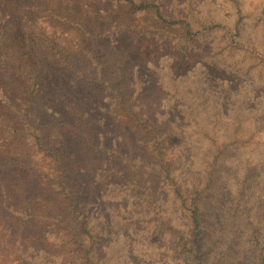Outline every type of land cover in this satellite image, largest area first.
Masks as SVG:
<instances>
[{
    "label": "trees",
    "instance_id": "trees-1",
    "mask_svg": "<svg viewBox=\"0 0 264 264\" xmlns=\"http://www.w3.org/2000/svg\"><path fill=\"white\" fill-rule=\"evenodd\" d=\"M181 1L94 0L79 8L73 0H0V264H264V163L241 157L264 133L260 122L236 110L232 134L218 143L222 114L213 104L205 121L191 119L208 138L203 149L179 134L170 104L152 96L131 55L113 46L102 56L88 46L128 35L136 46L154 40L191 53L218 27L221 57L264 79V23L248 8L257 0H202L201 8ZM16 19L38 31L50 24L47 38L27 41L34 63L12 38ZM55 29L75 32V52L49 38ZM48 58L63 81L55 101L64 114L56 116L41 107ZM182 90L180 111L196 117L189 101L199 90ZM221 195L227 222L218 226ZM101 200L112 201L110 214Z\"/></svg>",
    "mask_w": 264,
    "mask_h": 264
},
{
    "label": "rangeland",
    "instance_id": "rangeland-1",
    "mask_svg": "<svg viewBox=\"0 0 264 264\" xmlns=\"http://www.w3.org/2000/svg\"><path fill=\"white\" fill-rule=\"evenodd\" d=\"M70 1L45 0V2L53 3L54 5H57L60 2L63 6L70 3ZM73 1L75 2V6L79 8H83L87 5L93 6L94 3V0ZM201 1L202 0H194L196 8L202 7L198 5ZM261 1L262 0H257L256 4L248 7L251 19L255 21L256 24L264 23V3H262L260 8L255 11L257 3ZM31 2L33 3L34 1ZM182 2L183 1H181V3ZM213 2L215 3V6L219 5L218 0H213ZM221 8H218V10H221ZM15 23L16 26L13 30L12 38L17 44L25 47L28 60L31 63H34L36 60V54L33 52L32 46H30L27 41H33L34 44H37L34 36H44L42 33L45 32L44 29L49 28L50 24L47 21L39 23L38 31V28L32 24H26L27 28H25L23 21L20 19H16ZM40 27L43 29L40 30ZM215 27L216 26H213L210 29ZM49 30H52V28ZM55 32L56 34H53L49 38L56 37L64 47H69L71 52L76 51L77 45H79V40L76 38L73 30L62 34L58 29H55ZM206 36H208L205 38L206 41L204 40L205 42L195 50H191V53L180 54H174L173 51L169 49L163 50L158 48L154 40H145L142 41L139 46H136L132 43L128 35L118 37L116 44L113 40H106L107 42L104 45L90 43L88 46L92 47L96 53H100L102 56L106 55L108 47L113 46H115L120 53L122 52V54L131 55L133 61L138 64L137 71H139L142 76L145 77L144 79L149 82L151 89H154V94L152 96H156L157 101L164 97V101H166L167 105L170 104L168 108L170 111H167L168 118L173 119L175 126L182 125L184 128L182 133H179L178 130H176V132L183 134L185 130L189 136L190 142L194 145L201 144L203 149H205L208 148V138L194 128L191 119L196 118L202 121L207 118L204 116L210 112V109L207 112L205 111L213 104L218 105V109L222 114L220 118L221 135L218 137V143H220L221 138H225L232 134V119L236 110H239L241 115H246L244 117H249L250 119L251 117H254L260 122L259 126L264 128V79H259L258 81L256 76L246 73L237 63L236 59L229 56H226L225 58L221 57L225 47V36L222 32H218V27L213 29V31ZM44 37L47 38V36ZM245 50L248 49L245 48ZM41 51L43 50L41 49ZM216 63H218V67ZM53 65L54 62L52 59L48 58L46 60L45 74L41 85V107L45 106L50 110L53 109V116H56V113H61L62 110H60L61 108L59 109V106L55 101V86L58 85V83H63V81ZM222 66L232 67V71L240 72L244 74L245 77L237 76L232 74V72L225 73L222 70ZM244 66L245 68L249 67L248 62H245ZM191 75L198 76L199 80L197 78L190 79ZM171 87H174V89L170 91L166 90L172 89ZM183 87H186L189 90L194 88L199 90L198 97L195 100L191 99L189 101V103L198 107V115H196V117H189L182 114L180 111L184 102H186V99L182 96L185 95L182 90ZM149 93L147 97H151ZM62 114L64 113L62 112ZM191 129L194 132H192ZM208 133L212 135L211 132ZM178 142L185 147L181 138L178 139ZM251 149L252 150H248L251 152L245 153L246 155L241 154V157L245 158V160L250 158L254 160L255 163L262 160L264 163V133L260 136L258 142H254L251 145ZM259 181L264 182V170L259 176ZM226 202L227 199L225 195H221L216 199V206L213 210L216 213L214 214V219L218 226L226 225ZM100 203L102 205V208L100 209L110 214L112 201L101 200ZM120 233L124 234L121 230Z\"/></svg>",
    "mask_w": 264,
    "mask_h": 264
}]
</instances>
